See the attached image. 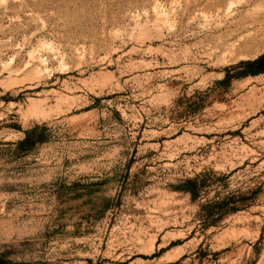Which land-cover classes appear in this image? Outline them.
Segmentation results:
<instances>
[{
	"label": "rangeland",
	"instance_id": "rangeland-1",
	"mask_svg": "<svg viewBox=\"0 0 264 264\" xmlns=\"http://www.w3.org/2000/svg\"><path fill=\"white\" fill-rule=\"evenodd\" d=\"M0 264H264V0H0Z\"/></svg>",
	"mask_w": 264,
	"mask_h": 264
}]
</instances>
